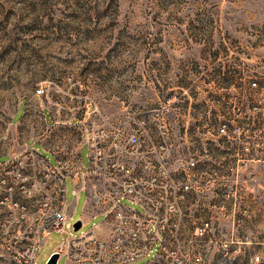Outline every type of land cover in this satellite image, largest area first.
<instances>
[{"label":"rangeland","instance_id":"rangeland-1","mask_svg":"<svg viewBox=\"0 0 264 264\" xmlns=\"http://www.w3.org/2000/svg\"><path fill=\"white\" fill-rule=\"evenodd\" d=\"M223 96L242 103L250 117L247 138L234 144L254 158L253 170L228 174L246 187L241 209L254 203L255 217L236 227L263 233L264 0H0V154L18 152L26 142L53 166L57 157L76 163L83 137L74 124L91 105L121 119L130 105L171 100L182 117L191 111L182 143L211 161L228 146L212 130L216 119L210 113ZM19 109L24 115L16 125L21 116L14 123L12 118ZM88 153L84 145V169ZM8 160L0 156L1 163ZM65 187L72 228L52 233L36 264H46L71 237L102 222L96 216L75 231L86 193L75 198L71 176ZM210 198L206 194V204ZM202 203H192V216ZM217 218L231 226L226 215ZM193 221L184 220L183 242L191 238ZM1 242L0 264H24L27 253L16 250L15 240ZM58 264L70 263L63 256Z\"/></svg>","mask_w":264,"mask_h":264},{"label":"built area","instance_id":"built-area-1","mask_svg":"<svg viewBox=\"0 0 264 264\" xmlns=\"http://www.w3.org/2000/svg\"><path fill=\"white\" fill-rule=\"evenodd\" d=\"M249 85L256 89L258 82ZM220 98L210 112L216 119L212 130L228 146L211 161L182 143L189 135L191 111L182 117L171 100L130 105L121 119L91 105L74 124L83 137L76 163L57 157L53 166L26 142L18 152L0 154L9 156L0 162L1 240H15L16 250L27 253L24 264H36L47 238L72 228L65 187L71 176L75 198L84 191L87 213L103 218L91 231L71 237L66 250L54 253L70 264H132L147 258L142 264H264V232L243 233L236 227L255 217L254 203L241 209L246 187L228 174L253 170L254 158L234 144L247 138L250 117L242 103ZM84 145L89 150L86 169ZM198 200L202 207L192 216V203ZM219 214L229 218V228L219 223ZM187 218L194 220L193 228L183 242Z\"/></svg>","mask_w":264,"mask_h":264},{"label":"crops","instance_id":"crops-1","mask_svg":"<svg viewBox=\"0 0 264 264\" xmlns=\"http://www.w3.org/2000/svg\"><path fill=\"white\" fill-rule=\"evenodd\" d=\"M20 115L21 116V119L16 123V125H20L21 124V121H22V117L24 115V112L23 111H20V109L15 113V115L13 116L12 118V122L14 123L15 122V119H16V115ZM49 119H51V117H49ZM48 120L46 118V124H47ZM75 205V207L77 206V203H73V206ZM92 219V217L90 216V214L87 213V210H86V207H84V218L81 220L82 223H87L88 221H90Z\"/></svg>","mask_w":264,"mask_h":264},{"label":"water","instance_id":"water-1","mask_svg":"<svg viewBox=\"0 0 264 264\" xmlns=\"http://www.w3.org/2000/svg\"><path fill=\"white\" fill-rule=\"evenodd\" d=\"M82 225H83L82 221H78L77 223L74 224V230L78 231L82 227ZM59 258H60L59 254H53L48 259L47 264H57L59 261Z\"/></svg>","mask_w":264,"mask_h":264}]
</instances>
